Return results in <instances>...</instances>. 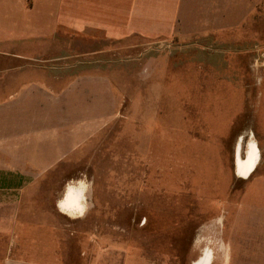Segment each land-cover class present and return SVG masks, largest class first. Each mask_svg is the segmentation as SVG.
<instances>
[{
	"label": "crops",
	"instance_id": "obj_1",
	"mask_svg": "<svg viewBox=\"0 0 264 264\" xmlns=\"http://www.w3.org/2000/svg\"><path fill=\"white\" fill-rule=\"evenodd\" d=\"M263 3L0 0V264H65L73 231L63 222L114 221L127 205L142 204L131 201L137 188L127 183L125 166L89 165L97 175L91 182L69 176L68 165L103 150L129 105L108 70L79 60V42L138 37L206 48L253 21ZM111 172L116 180L105 176ZM253 227L246 240L232 233L235 246L220 232L211 264H264V224ZM87 238L88 264L128 262L123 243L107 245L97 232Z\"/></svg>",
	"mask_w": 264,
	"mask_h": 264
},
{
	"label": "rangeland",
	"instance_id": "obj_2",
	"mask_svg": "<svg viewBox=\"0 0 264 264\" xmlns=\"http://www.w3.org/2000/svg\"><path fill=\"white\" fill-rule=\"evenodd\" d=\"M253 18L206 48L138 37L79 42V60L108 70L129 105L103 150L68 165L69 176L91 182L97 175L90 166H125L127 183L137 188L131 201L142 204L127 205L114 221L63 222L73 231L65 264L89 263L91 232L106 234L107 245L123 243L126 264H192L220 245V232L235 246V230L244 240L251 227L262 228L264 3ZM251 140L258 154L253 167L241 169ZM112 173L105 176L116 180Z\"/></svg>",
	"mask_w": 264,
	"mask_h": 264
},
{
	"label": "bare ground",
	"instance_id": "obj_3",
	"mask_svg": "<svg viewBox=\"0 0 264 264\" xmlns=\"http://www.w3.org/2000/svg\"><path fill=\"white\" fill-rule=\"evenodd\" d=\"M255 144L254 140H251L247 146V151L249 152V154L251 155L250 159L247 162H244V165L241 166V169H243V166H245L247 168V170L249 169V167L252 165L253 167V162L255 161V159L253 160V157H255L258 154L259 148L258 146ZM246 170V171H247ZM81 183V182H80ZM77 194V193H76ZM80 195V194H79ZM78 195V196H79ZM71 197V196H70ZM80 197V196H79ZM75 201V199H74ZM72 202V201H71ZM78 204V203H77ZM66 206V205H65ZM64 206V207H65ZM76 206V205H75ZM70 208V207H69ZM68 208V209H69ZM73 208V207H71ZM75 208V207H74ZM73 208V209H74ZM64 209V208H63ZM75 210V209H74ZM77 210V209H76ZM205 229V228H204ZM203 230V229H202ZM209 230V229H208ZM219 231V230H218ZM211 234V233H210ZM200 235V234H199ZM198 235V236H199ZM213 237V236H212ZM220 237V236H219ZM218 238V237H217ZM198 241V240H197ZM195 242V241H194ZM220 242V240H219ZM220 251V250H219ZM214 254H213V250L211 247H206L202 253L201 256H199L197 259H195L193 261V264H211L212 260H213Z\"/></svg>",
	"mask_w": 264,
	"mask_h": 264
}]
</instances>
